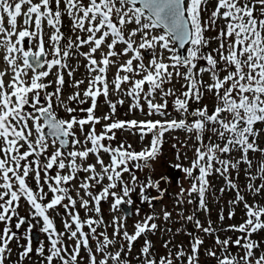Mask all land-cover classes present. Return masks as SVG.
Wrapping results in <instances>:
<instances>
[{
  "label": "snow or ice",
  "instance_id": "6c2138e0",
  "mask_svg": "<svg viewBox=\"0 0 264 264\" xmlns=\"http://www.w3.org/2000/svg\"><path fill=\"white\" fill-rule=\"evenodd\" d=\"M56 9L53 10V0H39L34 3L33 0H0V45L5 46L9 55L5 56L6 62L12 66L15 73L12 80L5 85L4 72H0V188L4 189L0 192V200L4 201L0 204V222L11 223L13 216H17L16 207L21 197H25L34 209L33 215L40 217L43 220V231L50 236L51 250L46 256L48 264H52L54 258H59L61 264H77V258L80 252V246L83 244L86 248L89 244L88 234L83 231L87 226L93 235L97 234V227L103 223L102 218L96 220L88 218L81 221L79 213H69L72 223L65 221V229L69 231V238H76L77 243L75 248L69 253L68 249L61 243L62 233H57L53 221L47 215L48 209H53L60 205L65 199L68 204H64L65 209L70 206L75 208L76 200L69 195V189L63 185L68 184L76 178V174L80 171L88 172L90 175L81 183L80 187L85 190V195L92 197L95 202V211L99 213L100 200L111 195L114 197L112 205L113 210H116L122 203H132L129 198L130 193L135 191L134 188L127 184L122 185L123 196L117 194L114 189L117 187V182L121 181L122 173L130 172L128 164L130 161H135L134 167L140 168L143 161V166L147 167L148 162L154 159L159 151V145L162 143V137L166 131L172 129H184L190 133L194 132L197 135L198 141L201 142V147L197 148V157L193 161L191 168L183 169L188 175L192 176L194 169H199V176L194 177V182L189 190V194L195 192L200 197V207L204 208V194L207 190V176L213 169V162L220 165L216 171L226 177V181L230 188L237 189V185L233 183L230 177L227 176L229 168H237L240 163H246L249 167L252 161L248 159L249 151H261L255 137L258 132L254 125L257 122H264V19H258L255 16L257 6L264 15V0H217L215 10L211 13L209 21L204 22L201 19L202 5L207 4V0H89L85 5L83 0H64V12L73 19L74 28L88 33L86 38L77 37L76 41L71 39L66 48L62 51L60 41L63 39V34L60 32L61 24V0H54ZM141 6H137V5ZM27 5V10L22 12L23 6ZM223 9V11H221ZM82 13V15H81ZM5 14L7 21L5 22ZM23 16L24 27L17 31L18 17ZM34 30H29L33 25ZM217 19L226 21V31L221 29L217 39L220 44L214 51L219 55L220 61L224 67L221 69L227 74L220 77L217 70L218 61L212 53L204 55L201 49L206 47L208 41L204 38V32L210 27H213ZM46 20L49 27L54 29V32L49 37L51 44V52L53 54L51 60H45L41 63V57L47 56L48 52L45 49V42L42 30V21ZM87 23V28L85 24ZM128 24H135L136 27L131 29L127 35L124 28ZM163 28L164 31L159 35H153L152 30ZM99 33V35H97ZM139 34L140 41L137 43L133 37ZM17 39L13 42V37ZM111 37L110 42L108 38ZM37 40L38 50L33 51L31 48L25 50L23 44L25 40ZM232 38L227 44V52L225 53V41ZM179 41L181 47L190 43L192 47L188 50L187 56H181L174 47L173 43ZM124 44L122 51L117 52L118 44ZM91 45L88 52L81 53L87 60L90 73H96L88 83V88L84 91V99H80L81 93L76 92L69 97V100L83 104L91 99V106L81 111L87 112L85 119H77L73 116L70 120L58 119L53 111L51 103L52 96L59 97L61 87L64 84L62 73L57 74V87L55 93L46 95L47 105L41 104V90L48 87L47 84L41 82L42 78L50 74V70L59 66L66 67L65 58L70 54V50ZM102 45H106L108 51L102 55L98 61L95 58V53L101 49ZM159 47L162 51L158 57L155 54V49ZM141 50L151 51L152 58L146 65L143 62ZM171 53L169 56L170 63H166L163 58V51ZM23 54V68L16 64L15 56L12 53ZM131 52L133 55L117 69V74L112 81L115 91H121V85L131 81V87L127 90V95L132 97L133 104L130 108H139L143 111V106L140 104L141 93L144 92V85L147 84L148 91L144 95L147 102L149 115L153 112L166 115L164 111L168 104L166 97L175 95L173 89H164L165 83H170L173 76L181 77L186 81V91L177 96L174 105L178 111L188 112V101H199L202 95L201 86L203 81L197 77L204 72H208L212 80L211 84L207 85V90L214 92L218 97L220 104L215 107L212 114H208L207 107L197 108L191 115L197 117L191 123L187 119L177 120H147V121H114L104 126V132L96 134L95 124L100 122L99 117L94 116L97 97L109 94V81L107 72L110 64H115L112 57L127 55ZM203 59L206 61V66L201 67L198 71L197 61ZM133 61H137L136 66H133ZM47 65V70L37 71L36 69ZM183 67L186 69L181 73L178 69ZM24 69H32L33 75L25 80L22 76H27ZM169 69H172L171 71ZM125 75L121 76L120 73ZM142 75V78L132 80V75ZM71 75V73H69ZM83 81H76L75 86L78 88ZM227 85V87H225ZM157 92L165 98L163 103H153L151 97ZM31 94V99L29 95ZM123 104L124 101H118ZM30 105L33 111L25 110V106ZM222 105V106H221ZM109 106L112 113L116 111V103L109 101ZM67 111L73 113L76 109L68 107ZM227 114V116L222 115ZM230 117V118H229ZM105 120H111V116L103 117ZM43 120V123L41 122ZM31 122V123H30ZM85 124H92L91 130L85 134L84 143H90L91 147H86L83 150H75V146L81 143L76 137L74 127L79 126L83 132ZM213 125L210 129L220 140L224 141L223 146L216 143L203 145V133L207 125ZM218 125V127H216ZM47 126L50 131L51 144L56 146L55 150L47 158V163L41 167L39 157L47 153L49 148L48 135L45 134L44 128ZM137 129L141 137L151 133L153 139L151 146L148 149L140 152L129 151L123 145L112 148L103 143L104 140L115 139L114 129ZM33 133L35 137L33 139ZM111 133V135H109ZM71 138V141L69 140ZM74 146V150L67 152L65 155L64 149L69 143ZM58 145V146H57ZM130 148V146H129ZM21 149H25L21 151ZM234 149L242 152V157L239 161L233 163L230 160L222 159L217 153L228 154ZM101 151L110 154V163L105 165L100 158ZM97 156V163L101 166V171H96L95 164L83 166V161L89 157V154ZM35 156L36 159L29 161L30 157ZM77 158L81 163H77ZM68 163H65V160ZM23 162V164L21 163ZM56 167L60 170L70 169L67 175H61L60 172L54 177L45 178V183L49 191L53 194L52 199L44 204L42 201L47 193L44 192V186L40 183L41 170L47 173L48 170ZM180 167V165H177ZM30 173H34V179L37 183V190L33 191L27 184L26 180ZM259 178L264 179V163L261 164L259 170ZM11 174V175H10ZM105 177L110 182L105 186L101 193L96 196L90 191L93 182L101 183ZM257 177L250 176L249 179L254 180ZM132 181L136 182L135 175L132 176ZM15 182V183H14ZM148 188H159V181L148 180L146 184L140 185V193L142 200L151 202L159 197H151L145 194ZM249 191L259 193L264 189V183L259 187H254L250 182L248 184ZM183 189L181 192L183 193ZM5 197H9L5 200ZM244 200V197L239 195L237 189V199L233 203H239ZM14 202L16 207H14ZM190 202V201H189ZM81 207L88 210L90 201L81 197ZM248 219L244 224L239 226H229V230L240 231L245 235L238 237L234 241L228 239L220 240L216 237V243L221 246L224 252H227L229 244L243 248L244 255L239 258L232 256L230 253L224 255L223 258H217L218 264H264V255L254 258L253 250L259 245L251 240L252 233L260 229H264V206L249 205L245 202ZM171 214L165 212L164 216L167 219ZM233 213L229 214L231 218ZM119 219L114 221L117 224L115 235L120 234ZM154 217H148L143 224L137 223L134 234H129L127 231L123 233V237L128 241V251H131L132 242L146 231L156 229L157 225L148 221ZM192 220L193 217H187ZM223 219V216H221ZM25 223L23 217L19 218L15 227L20 228ZM73 224L75 230H72ZM197 229L205 233L212 234L215 230L211 224L204 227L199 220L195 221ZM31 228V226H30ZM30 231V229H29ZM11 233V234H10ZM79 233V237H78ZM16 233L11 232L9 227H5L3 233L0 234V264H4L5 253L10 252L9 243L15 238ZM102 239L97 240L96 251L104 253L107 247L115 243L114 239H110L105 233H99ZM243 241V243H242ZM203 241L198 237L194 238L192 243V254L187 256V264H198V252ZM151 249L150 242L146 241L145 246L141 250V255L146 259L144 264H173L171 254L168 257H162L159 261L155 258H147ZM90 264H108L109 259L115 264H129L126 260H121V254L124 251H117L114 254L107 253L102 260H97V257L89 248ZM38 253L44 255V248L41 246L37 249ZM32 252L31 243L24 248L20 254L21 259L27 257ZM208 255L216 257V252L210 251ZM183 249L176 253V259L184 257Z\"/></svg>",
  "mask_w": 264,
  "mask_h": 264
},
{
  "label": "rangeland",
  "instance_id": "374dc122",
  "mask_svg": "<svg viewBox=\"0 0 264 264\" xmlns=\"http://www.w3.org/2000/svg\"><path fill=\"white\" fill-rule=\"evenodd\" d=\"M10 2L14 3L16 0H10ZM33 2L37 3L39 0H33ZM83 2L85 5H87L89 0H83ZM216 5L217 0H207V4L202 5V9H206L201 12L202 21H209L211 13L215 10ZM24 7L27 8V5L23 6V8ZM52 7L55 11L56 5L54 0ZM64 7V0H61L59 8L62 13V25L64 27L63 39L60 41V47L62 51L66 48L70 39L72 41H76L78 36L86 38L88 35L86 31H81L77 28H74L73 19L64 12ZM221 11H223V9ZM254 14L258 19H264V15L261 14L259 6H257ZM6 21L7 16L5 14V22ZM87 26L88 25L86 23L85 28H87ZM23 27V16H21L18 17L17 31L21 30ZM34 27L35 25L33 17V25L29 30H34ZM135 27V24L126 25L124 28L125 34L127 35V33ZM221 29H225L226 31V21L224 19H217L215 25L204 32V38L208 41V44L206 47L201 49V52L204 55L212 53L213 56H215L218 61L217 70L220 77L223 78V76L227 73L221 70L223 69L224 64L222 61H220L219 55L214 51L219 47L220 44V41L217 39V37ZM42 30L45 49L48 52V55L41 57V63H43L45 60L52 59L53 54L51 52L49 37L54 29L48 26L46 20H43ZM163 31L164 29L162 28L154 29L152 30V34L159 35ZM97 35H99V33ZM12 39L13 42H15L17 37L14 36ZM133 39L139 43V34L136 37H133ZM231 39L232 38H229V40L225 41V53L227 52V44ZM110 40L111 37L108 38V42H110ZM37 44V40H32L30 43L29 41L25 40L23 47L25 50H28L29 48L36 50L38 49ZM171 46L174 47V45ZM90 47L91 45H84L80 48L73 47L70 50L69 56L64 60V63H66L67 66L64 68L55 66L50 70V74L47 77L42 78L41 82L48 85L47 88L41 90L40 92L41 104L46 106L48 102L45 99L46 95L55 93L57 87H60L56 83L57 74H63L64 84L61 87L60 95L59 97L53 95L51 100L53 111L59 119L70 120L73 116H75L77 119H85L88 115L87 112L81 111V109H87L91 106L90 98L86 103L80 104L76 101L69 100V97L76 92H80V99H84L83 93L88 88L89 80L95 75L86 69L87 63L81 54L82 52H88ZM124 47V44H118L116 51L120 52ZM191 47L192 45L189 46V49ZM107 51L108 49L106 45H102L101 49L94 54L95 58L99 61L102 58V55L107 53ZM141 51L143 55V62L147 65L152 58V52L146 50ZM161 51L162 50L157 47L155 49V54L159 57ZM7 55L9 54L6 47L0 45V72L5 73L3 77L5 85H7L15 75L12 70V66H10L5 60V56ZM11 55L15 56L16 64L23 68L22 52L12 53ZM132 55L133 54L129 52L127 55L112 57V59L115 60V64H110L107 72V79L109 81V94L107 97L103 95L97 97L96 108L94 110V116L101 118L100 122L95 124L96 134L99 135L100 133L104 132V126L114 121H179L181 119H187V121L191 123L197 118L191 115V113L197 108H204L206 106L208 114H212L215 110V107L220 104V101L215 93L207 90V85L213 83L214 81L208 72H204L197 77V79H201L203 81V85L201 86V98L199 101H188L187 113L178 111L174 105L176 97L181 96V94L186 91V81L183 78L177 77L175 75L173 76L170 83H165L164 85L165 90L171 88L175 93V95L166 97L168 104L167 109L164 110L166 115H160L155 112H153L151 115L148 114V105L144 99V95L148 91L149 87L147 84L144 85V92L141 93L140 98V104L143 106V111H141L139 108H130V105L133 104V99L127 95V90L131 87V81L122 84L121 91L119 92L115 91L112 81L117 74L118 67L131 58ZM170 55V52L166 50L163 51V58L166 63H170L168 59ZM196 63L197 69L194 71H198L201 67L206 66V61L203 59L197 61ZM136 64L137 61H133L134 67ZM46 66L47 65L45 64L44 67L39 68L38 70H46ZM169 70L171 71L172 69ZM178 70L181 73L186 71V69L183 67H180ZM24 71L27 72V76H22V78L28 80L33 75V70L24 69ZM69 73H71V75H69ZM125 74L126 73L124 72L120 73L121 76ZM129 75L132 77V80H135L142 78L143 74ZM76 81H83V83L77 88L75 86ZM225 87H227V85H225ZM29 99H31V94L29 95ZM151 99L153 100V103H163L165 98H163L159 92H157L153 97H151ZM120 100H123L124 103L119 104L118 101ZM109 101L116 103L117 105L114 114L112 113L109 106ZM68 107H72L76 109V111L69 113L67 111ZM25 110L29 112L33 111L30 105H26ZM106 115L111 116V120L103 119V117ZM222 115L227 116V114ZM41 122L43 123V120ZM254 126H257L260 134V148L264 149V122H257ZM212 127L213 125L211 124L207 125V128L203 133V145L206 146L209 143H218L223 146L224 141L220 140L214 133L210 131ZM216 127H218V125ZM91 128L92 124H85L82 132L78 125L74 127L73 130L76 133V137L81 141L79 145L75 146V150H83L86 147H91L90 143H84L85 134L88 133ZM113 132L115 133V139H106L103 141V143L105 145L111 146L112 148L123 145L129 151L140 152L142 150L148 149L150 148L153 139V135L151 133L143 136L142 138L137 129H130L127 126L124 129H114ZM109 135H111V133H109ZM34 137L35 133H33V139ZM48 137L49 148L47 153L39 157L41 167L47 163L48 156L52 154L56 147L52 146L51 144V136L48 135ZM69 140L71 141V138H69ZM200 147L201 142L198 141L196 133H190L184 129H172L164 133V136L162 137V143L159 145L158 154L154 159L148 162L147 167H144L143 161H140L141 167L136 168L134 167L136 162L130 161L128 164L130 172L122 173L121 181L117 182V187L110 189V192L115 191L121 196H123V184H127L129 187L135 189V191L130 193L129 197H125V200L129 198L132 200L131 212L129 214L123 213L120 206H118L116 210H113L112 205L114 203V197L111 195L100 200L99 213L94 210L95 202L92 200V197L85 195V190L80 187L81 183L84 182V180L90 175L88 172H78L75 179L69 181L68 184L63 185L69 189V195L76 200L75 208L70 206L68 209H65L63 205L68 204V200L65 199L55 208L48 209L47 215L53 221L56 232L63 234L61 237V243L68 249L69 253L75 248L77 243L76 238H69L70 233L65 229L64 226L65 221L72 223L71 215L69 214L70 212L73 214L78 212L81 221H85L90 217L96 220H100L102 218L103 220V223H101L99 226L94 225V227H97L96 235H93L87 226L84 227L83 231L88 234L89 244L87 248L81 244L79 256L77 258V264H90L89 248L92 250V253L96 255L97 260L104 259L105 255L109 252L114 254L117 251H121V248H123L124 251L121 254V260H126L129 262V264H144V260L146 258L141 255V250L145 246L146 241L150 242L151 244L150 253L147 258H155L157 261H159L160 258L168 257L169 254H171L173 264H187V256L192 254V243L196 237L203 241V244L200 245L198 252V264H218L217 258H223L224 255L229 253L237 258L243 256L245 250L243 248H238L231 243L229 244L227 252H224L221 246L216 243V237H219L220 240L228 239L230 241H234L238 237H243L245 235L240 231L229 230V226H239L244 224L248 219L245 202L249 205H258V201H256L255 198L256 192L249 191L248 184L251 182L254 187H259V185H261L258 179V166L260 167L261 164L264 163V152L249 151L248 159H250L253 163L251 167H249L246 163H240L237 168H229L227 176L230 177L233 183L237 185L239 195L244 197V200L239 203H233V201H236L237 199V189L229 187L226 177L216 171V168H219L220 165L216 162H213V169L206 178L207 190L204 194L205 207L201 208L200 197L198 193L193 192L189 194L192 184L194 182L198 183V181H194V177L199 176V169H194L191 177L183 171V169L192 167L193 161L196 160L197 157L196 150ZM24 150L25 149H21V151ZM72 150H74V146L70 142L67 148L64 149L65 155L67 152ZM217 155H219L222 159L230 160L235 163L241 159L242 152L238 149H234L231 153H217ZM0 156H2V153H0ZM99 156L104 161L105 165L110 163L109 153L101 151ZM35 159L36 157L33 156L29 158V161ZM21 163L23 164V162ZM65 163H68L67 159L65 160ZM77 163H81L79 158H77ZM82 163L84 167H87L89 164H95L96 171H101V166L97 163L96 155L90 153L89 157ZM177 165H180V167H177ZM69 171L70 169L60 170L55 166L48 170L47 173L41 170L40 183L44 186V192L47 193L42 203L47 204L53 196V194L49 191L47 184L45 183L46 176L54 177L57 172H60L61 175H67ZM133 175L136 177V182L132 181ZM250 176H255L257 178L254 179L253 182V180L250 181ZM150 178L152 181H159V188H148L145 192L151 197L159 198L153 199L149 203L142 200L140 185L146 184ZM26 182L29 187L33 189V191L37 190V183L34 179V173H30ZM0 183H3L2 179H0ZM109 183L110 182L106 177L101 183L97 184L93 182V186L90 189L92 195L96 196L101 193L103 188ZM262 183H264V180ZM182 189L184 190L183 193L181 192ZM3 191L4 189L0 188V192ZM262 191L264 193V189H262ZM81 197L90 201L88 210L81 207ZM8 198L9 197H5L4 199L7 200ZM3 202L4 201L0 200V204ZM14 207H16L15 202ZM16 212L18 215L12 217L10 224L6 222H0V234L3 233L5 227H9L11 232L16 233L15 238L10 241L8 246L10 252L5 253L4 264H48L46 256L51 250V238L48 233H45L42 230L44 226L42 218L33 215L34 209L23 196L18 202ZM165 212L171 214L167 219H165L164 216ZM230 213H233L231 218H229ZM20 216L25 219V223L20 228H16L15 225L18 222ZM150 216L154 217V219L148 221V223L149 225L155 223L157 225L156 229L142 233L136 241L132 242L131 251L129 252L128 241L124 239L123 233L127 231L129 234H134L137 223L143 224ZM189 216L193 217V219L188 220L187 217ZM221 216H223V219H221ZM116 218H120V234L114 236V232L117 228V224L114 222ZM261 219L264 220V217ZM196 220H199L204 227H208L209 224H211L215 231L212 234H208L200 229H197L195 225ZM72 230H75L74 224ZM31 231L36 233L35 238L32 237V233L30 234ZM99 233H105L110 239L115 240V243L109 245L104 253L96 251L98 246L97 240L102 239V237L99 236ZM251 240L259 245L258 248L253 250L254 258L264 255V229H260L257 232L252 233ZM29 241L31 243L32 252L29 253L27 257L21 259L20 254L23 252L24 248L27 247ZM41 246H43L45 250L44 255L39 254L37 251V249H39ZM180 249H183L185 256L178 260L176 259V253ZM210 251L216 252V257L208 255ZM52 264H61V260L58 257L54 258ZM108 264H115V262L109 259ZM241 264H243V262H241Z\"/></svg>",
  "mask_w": 264,
  "mask_h": 264
},
{
  "label": "water",
  "instance_id": "95a60500",
  "mask_svg": "<svg viewBox=\"0 0 264 264\" xmlns=\"http://www.w3.org/2000/svg\"><path fill=\"white\" fill-rule=\"evenodd\" d=\"M138 6H141V5H139L138 4ZM186 46H187V44L186 45H184L183 47H181L180 46V44H179V41H175V47H176V49H177V51H178V53L181 55V56H183V57H186L187 56V48H186ZM50 129L48 128V127H46L45 126V128H44V132H45V134L47 135V134H50ZM121 207H122V211H123V213H125V214H127V213H130L131 212V209H130V204L129 203H122L121 205H120ZM32 233V235H33V237L35 238L36 237V233L35 232H31Z\"/></svg>",
  "mask_w": 264,
  "mask_h": 264
},
{
  "label": "trees",
  "instance_id": "16d2710c",
  "mask_svg": "<svg viewBox=\"0 0 264 264\" xmlns=\"http://www.w3.org/2000/svg\"><path fill=\"white\" fill-rule=\"evenodd\" d=\"M254 128H255V130L258 132V135L255 137V140H256V144L259 146V147H261L260 146V144H261V139H260V134H259V131H258V128H257V126H254ZM253 164V163H252ZM259 166H258V170H259ZM258 179H259V183L260 184H262V182H263V180L264 179H260L259 178V173H258ZM253 182H254V180H253ZM260 186V185H259ZM256 201H258V205L257 206H264L263 205V203H264V193H263V191H262V189H261V191L259 192V193H256Z\"/></svg>",
  "mask_w": 264,
  "mask_h": 264
},
{
  "label": "flooded vegetation",
  "instance_id": "af4514ba",
  "mask_svg": "<svg viewBox=\"0 0 264 264\" xmlns=\"http://www.w3.org/2000/svg\"><path fill=\"white\" fill-rule=\"evenodd\" d=\"M27 9L24 7V8H22V12L23 11H26ZM52 35V34H51ZM26 40H27V38H26ZM28 41V40H27ZM151 179V178H150ZM152 180V179H151ZM155 181H157V180H155ZM149 191H150V189H149Z\"/></svg>",
  "mask_w": 264,
  "mask_h": 264
}]
</instances>
